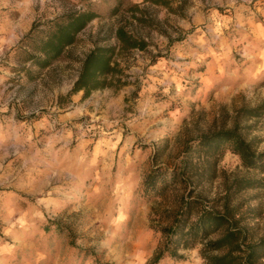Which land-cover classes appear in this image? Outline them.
<instances>
[{"label":"rangeland","instance_id":"1","mask_svg":"<svg viewBox=\"0 0 264 264\" xmlns=\"http://www.w3.org/2000/svg\"><path fill=\"white\" fill-rule=\"evenodd\" d=\"M114 1L0 0V264H151L162 240L143 185L154 143L168 139L173 159L220 123L223 107L264 100V0H188L185 16L146 4L182 39L152 31L149 48L127 57L129 84L61 100L113 20L92 21L44 70L23 62L19 47H33L62 15ZM219 168L255 176L230 151ZM222 176L206 194L222 189ZM257 193L246 205L264 208L260 191L241 197ZM184 253L157 264H205L198 249Z\"/></svg>","mask_w":264,"mask_h":264},{"label":"trees","instance_id":"2","mask_svg":"<svg viewBox=\"0 0 264 264\" xmlns=\"http://www.w3.org/2000/svg\"><path fill=\"white\" fill-rule=\"evenodd\" d=\"M161 6L168 12L185 16L188 0H143L108 3L106 11L91 7L69 12L51 21L48 31L19 47L23 62L40 70L50 68L66 49L78 42L82 33L95 19L113 20L103 29L94 47L82 60L77 78L61 100L83 91L88 97L94 91L113 87L120 89L127 81V57L134 50H147L151 32L164 34L169 44L181 40L162 29L147 15V6ZM26 39L34 40L33 31ZM26 42H30L25 40ZM28 67L27 72H31ZM31 77L34 74L31 73ZM264 100L249 106L228 110L223 107L220 123L206 132L186 140L173 159L168 139L155 142L152 164L144 176V194L151 207V226L162 235L151 264L164 258L184 261V251L198 249L205 264H264V208L247 206L249 198L241 195L249 190L264 193ZM237 155L246 170L255 176L224 177L219 162L226 152ZM223 177L222 189L214 196L205 188Z\"/></svg>","mask_w":264,"mask_h":264}]
</instances>
